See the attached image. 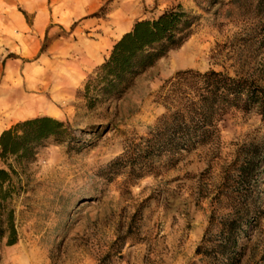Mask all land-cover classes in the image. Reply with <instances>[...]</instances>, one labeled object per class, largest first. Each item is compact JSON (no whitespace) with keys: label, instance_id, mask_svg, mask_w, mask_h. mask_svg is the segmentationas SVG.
Masks as SVG:
<instances>
[{"label":"rangeland","instance_id":"1","mask_svg":"<svg viewBox=\"0 0 264 264\" xmlns=\"http://www.w3.org/2000/svg\"><path fill=\"white\" fill-rule=\"evenodd\" d=\"M76 1L0 0V133L43 115L67 128L42 141L22 172L14 164L21 185L13 197L18 239L0 238V264H264V168L249 184L235 175L236 153L264 144V123L254 110H228L209 146L150 157L142 171L138 164L134 170L112 164L141 144L165 113L160 87L177 70L244 77L264 90V6L257 8L256 0H102L64 28L58 19ZM26 5L52 8L48 35L19 29L15 13ZM177 5L197 19L188 40L143 72L121 99L88 107L78 91L99 65L85 63L80 50L106 40L102 61L115 43L114 14L133 25ZM245 210L229 260L215 251L220 218Z\"/></svg>","mask_w":264,"mask_h":264},{"label":"trees","instance_id":"2","mask_svg":"<svg viewBox=\"0 0 264 264\" xmlns=\"http://www.w3.org/2000/svg\"><path fill=\"white\" fill-rule=\"evenodd\" d=\"M262 5L264 0H256L257 8ZM196 20L178 5L155 18L137 19L113 44L108 57L89 74L78 94L88 107L121 99L143 72L188 40ZM160 98L165 113L148 136L142 137L141 144L116 158L114 166L131 164L134 170L138 164L142 171L150 157L173 158L182 152L209 146L217 138V122L230 109L254 110L264 123V90L244 77L212 70H177L161 85ZM66 130L63 121L43 115L18 121L0 133V161L6 164L0 167V238L4 237L6 244L18 239L13 197L21 188L23 162L33 158L42 141L62 136ZM236 158L238 183L256 182L264 168V144L262 147L249 145L238 151ZM14 164H20L21 170H16ZM246 216L245 210L241 216L229 213L220 218L221 239L214 245L215 251L229 260L237 247L240 222ZM195 251L203 253L202 246L197 245Z\"/></svg>","mask_w":264,"mask_h":264},{"label":"crops","instance_id":"3","mask_svg":"<svg viewBox=\"0 0 264 264\" xmlns=\"http://www.w3.org/2000/svg\"><path fill=\"white\" fill-rule=\"evenodd\" d=\"M101 5H102V0H77L75 4H72L71 7H68L69 10H67V13L59 17L58 24L63 26L64 28L67 25H72L75 22H77L79 19L83 18L85 14L89 12V9L91 7L95 6L96 8V6L99 7ZM34 7L35 6L33 5L32 6L26 5V7L23 10H20L17 13H15L16 24H18L19 29L33 27L35 36H37L38 38H42L48 35L50 27H52L51 25L54 24L53 10L50 7L49 8L47 7L46 9L39 8L35 10ZM29 13H33L32 24L27 22V15ZM111 21H112L111 33L113 34V37L115 39L112 43H114L117 40H119L120 36L124 32L131 29L132 23L131 21H129V19L124 18L122 17V15H117V14L113 15V19ZM107 45L108 42L106 40H103L101 42L97 41L94 43H88L85 45L84 48L80 50V55L83 57L85 63L87 62L88 64H92V65H100L103 62V60L101 61L100 59L102 55V51L107 47ZM72 71L74 73L73 75L70 76V78L72 76L73 77L77 76V73L79 72V66L72 68ZM58 74L64 75L61 72ZM60 91L62 96L63 94H65V92H68L69 91L68 84L65 89L62 88ZM24 108L22 107V109Z\"/></svg>","mask_w":264,"mask_h":264},{"label":"bare ground","instance_id":"4","mask_svg":"<svg viewBox=\"0 0 264 264\" xmlns=\"http://www.w3.org/2000/svg\"><path fill=\"white\" fill-rule=\"evenodd\" d=\"M27 107V106H26ZM24 108V107H23ZM30 109V108H29ZM32 109V108H31ZM28 110V109H27ZM19 114V113H18Z\"/></svg>","mask_w":264,"mask_h":264}]
</instances>
